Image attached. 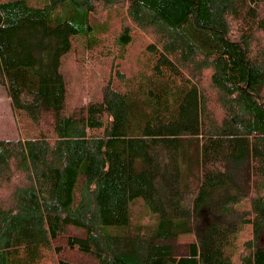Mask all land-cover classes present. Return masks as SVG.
<instances>
[{"label": "trees", "instance_id": "1", "mask_svg": "<svg viewBox=\"0 0 264 264\" xmlns=\"http://www.w3.org/2000/svg\"><path fill=\"white\" fill-rule=\"evenodd\" d=\"M137 32L149 59L68 106L75 38L120 60ZM0 85L36 128L0 139V264H264V0H0Z\"/></svg>", "mask_w": 264, "mask_h": 264}, {"label": "rangeland", "instance_id": "2", "mask_svg": "<svg viewBox=\"0 0 264 264\" xmlns=\"http://www.w3.org/2000/svg\"><path fill=\"white\" fill-rule=\"evenodd\" d=\"M43 1L29 0L33 5H39ZM124 12L122 8H116L106 13L105 16L109 18L111 27L110 34L119 32L121 17ZM149 40L145 34L140 32L133 34L125 59L119 60L112 55L100 54L97 49H89L80 37L75 38L72 49L63 55L61 65L68 88V106L73 107L91 99L101 98L109 80L113 86L121 88V79L126 75L130 76L136 70V61L140 63L149 59L150 53L145 49ZM35 133V125L28 114L24 110L13 108L6 87L0 85V139L30 138ZM207 207L205 206L198 214L201 228L192 233H180L179 239L181 241H194L197 239L198 233L204 230L210 221L207 215L210 212ZM129 214L131 224L149 223L155 226L158 222V213L153 212L141 197L130 200ZM251 235L249 227L241 226L237 236L226 248V254L236 261L244 241ZM261 241L264 243V230Z\"/></svg>", "mask_w": 264, "mask_h": 264}]
</instances>
